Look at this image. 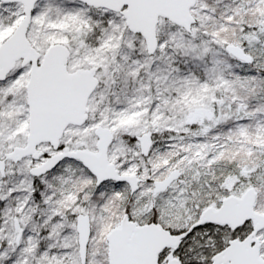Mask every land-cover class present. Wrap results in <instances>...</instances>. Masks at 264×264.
<instances>
[{
	"label": "snow or ice",
	"instance_id": "1",
	"mask_svg": "<svg viewBox=\"0 0 264 264\" xmlns=\"http://www.w3.org/2000/svg\"><path fill=\"white\" fill-rule=\"evenodd\" d=\"M0 264H264V0H0Z\"/></svg>",
	"mask_w": 264,
	"mask_h": 264
}]
</instances>
